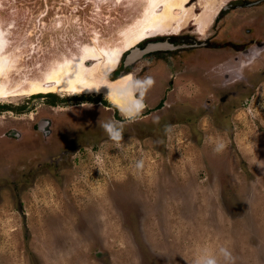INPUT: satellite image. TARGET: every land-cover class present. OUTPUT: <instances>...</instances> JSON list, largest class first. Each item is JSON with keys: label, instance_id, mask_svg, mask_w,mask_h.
I'll use <instances>...</instances> for the list:
<instances>
[{"label": "rangeland", "instance_id": "374dc122", "mask_svg": "<svg viewBox=\"0 0 264 264\" xmlns=\"http://www.w3.org/2000/svg\"><path fill=\"white\" fill-rule=\"evenodd\" d=\"M209 1L211 47L113 81L173 0H0V264H264V2Z\"/></svg>", "mask_w": 264, "mask_h": 264}, {"label": "flooded vegetation", "instance_id": "af4514ba", "mask_svg": "<svg viewBox=\"0 0 264 264\" xmlns=\"http://www.w3.org/2000/svg\"><path fill=\"white\" fill-rule=\"evenodd\" d=\"M159 3V0H157ZM177 7L172 8V12L175 13V18L172 19L175 23L171 25L170 27L163 28L160 25L153 29H149L145 31V34H143L145 37H143L142 40L138 41L137 45L135 44L133 47L129 48H118L117 49H111L108 54H126L124 59H120L117 63L113 60V63L115 64V69H118V75L113 79V81L116 80V78L121 79L125 76L132 75L131 72L133 71V68L136 64L143 62L144 60L148 59V62H152L154 59H161L166 60V63L172 64V56H177V60H180L183 62L185 60L180 54L183 51H190L193 49H199L200 47H211V42H209L212 38H214V33H202L200 24L205 22L204 20L207 17V14H211L212 11V4L209 0H173ZM217 3L215 4V11L213 10V15L211 22L213 23L210 28L214 24L222 25L226 21V17L232 13L233 10H236L238 8H241L242 4H250L251 6H254V3H262L264 0H227L226 2H222L221 0H216ZM164 5V2L161 1L159 9L162 8ZM249 5V6H250ZM172 6V5H170ZM217 8V9H216ZM209 16V15H208ZM200 20V21H199ZM224 26V25H223ZM246 31H249V29L246 28ZM247 33H250L247 32ZM252 33V32H251ZM169 41L170 43H173L174 45H181L176 49H167L163 51H155L151 52L147 55H145L142 59H137L135 62L125 65L124 61L127 57V55L131 52V50L135 47H139L140 49H145L149 44L154 43H163ZM126 50V51H125ZM247 50V49H246ZM245 49L243 51H246ZM125 52V53H124ZM172 53V54H169ZM154 58V59H153ZM122 61V65H120ZM117 64V65H116ZM143 67L146 69H150L149 65H146L144 63ZM144 68V69H145ZM140 70H143V68H140ZM134 72V71H133ZM138 73V72H137ZM135 74L137 77L138 74ZM127 74V75H125ZM125 75V76H124ZM123 76V77H122ZM120 77V78H119ZM97 94H100L98 92ZM101 95V94H100ZM132 98L135 100V104L138 102L134 95H131ZM105 98V97H104ZM106 99V98H105ZM107 100V99H106ZM111 100V99H110ZM113 101V100H111ZM127 101V100H126ZM115 102V101H114ZM115 104L119 107V105L115 102ZM50 119L49 118H41L37 122V126L39 128H42V130L46 133L48 132L49 128L47 125H49Z\"/></svg>", "mask_w": 264, "mask_h": 264}, {"label": "trees", "instance_id": "16d2710c", "mask_svg": "<svg viewBox=\"0 0 264 264\" xmlns=\"http://www.w3.org/2000/svg\"><path fill=\"white\" fill-rule=\"evenodd\" d=\"M122 64L123 63L121 61L120 65H122ZM114 73H115V75H114ZM117 75H118V69H115L110 73V76L112 78L116 77ZM32 95L44 98L45 101H47L49 104H57L59 102H62V100L64 98V97H59L57 95V92H54V91L37 92V93H33ZM82 96L84 97L85 95H82ZM93 100H96V101L101 100L105 104L109 103L105 98H102V96L100 94H97L96 97L93 98ZM159 105H161V102H159L157 106H159ZM25 108H26V106L24 104L19 105V106H13V107H11L10 105H6V104L0 105V110H11V111L14 110L16 112H22V111H24Z\"/></svg>", "mask_w": 264, "mask_h": 264}, {"label": "water", "instance_id": "95a60500", "mask_svg": "<svg viewBox=\"0 0 264 264\" xmlns=\"http://www.w3.org/2000/svg\"><path fill=\"white\" fill-rule=\"evenodd\" d=\"M181 45H174L169 41L163 43H154L149 44L145 49H140L139 47H135L131 50V52L127 55L124 64L128 65L135 62L137 59H142L145 55L155 52V51H163L167 49H176Z\"/></svg>", "mask_w": 264, "mask_h": 264}, {"label": "crops", "instance_id": "0c3cea01", "mask_svg": "<svg viewBox=\"0 0 264 264\" xmlns=\"http://www.w3.org/2000/svg\"><path fill=\"white\" fill-rule=\"evenodd\" d=\"M126 77H130V75H128V76H126ZM123 78H124V77H123ZM123 78L119 79L118 81H122ZM116 103L119 105L118 101H116ZM126 107H127V106H126ZM127 108L132 109L131 107H127Z\"/></svg>", "mask_w": 264, "mask_h": 264}, {"label": "bare ground", "instance_id": "6f19581e", "mask_svg": "<svg viewBox=\"0 0 264 264\" xmlns=\"http://www.w3.org/2000/svg\"><path fill=\"white\" fill-rule=\"evenodd\" d=\"M81 92H83V91H81ZM73 93V92H72ZM89 93V92H88ZM109 98V97H108Z\"/></svg>", "mask_w": 264, "mask_h": 264}]
</instances>
